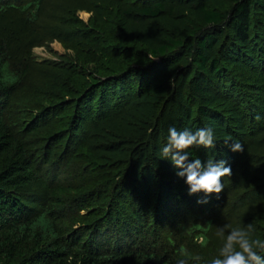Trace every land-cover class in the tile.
<instances>
[{
    "label": "trees",
    "instance_id": "obj_1",
    "mask_svg": "<svg viewBox=\"0 0 264 264\" xmlns=\"http://www.w3.org/2000/svg\"><path fill=\"white\" fill-rule=\"evenodd\" d=\"M68 1L59 0L56 21L67 29L63 43L75 50L74 64L36 63L32 48L48 36L16 49L0 33V264H177L182 251L199 257L188 264H210L219 255L213 234L225 225L220 208L228 195V206L235 201L253 224L252 238L264 236V204L247 202L251 178L233 173L222 178L233 192L190 195L181 169L160 157L167 140L156 137L154 124L163 114L161 89L170 88L193 117L216 119L245 158L260 159L251 147L264 132V0H187L193 15L185 0H108L118 20L112 26L103 20L106 0ZM45 2L0 0V14L16 10L34 33ZM83 9L97 16V30L77 16L74 22L73 11ZM134 17L163 18L176 30L159 39L142 26L135 31ZM178 64L183 68L168 72ZM237 90L243 101L230 94ZM242 128L249 132L240 138ZM119 138L141 139L154 153L151 163L162 167L140 156L132 162L133 153L115 147ZM223 140L213 161H227L233 172L242 153ZM188 151L190 160L213 157L210 148ZM39 183L45 197L34 207L22 191Z\"/></svg>",
    "mask_w": 264,
    "mask_h": 264
},
{
    "label": "rangeland",
    "instance_id": "obj_2",
    "mask_svg": "<svg viewBox=\"0 0 264 264\" xmlns=\"http://www.w3.org/2000/svg\"><path fill=\"white\" fill-rule=\"evenodd\" d=\"M53 1H55L56 5L53 4ZM66 2L69 3L68 0H66ZM110 4L111 3L108 0H106V4H103L105 8V15H104L103 20L107 24H109V26H112V23L113 22L118 23V20L115 19V13L113 12V9L110 6ZM193 5H194V2H187V0H185L182 6L183 7L186 6L187 8L186 11L189 12L190 15H193L195 13V11L193 10L194 8H192ZM43 6L44 8L42 10V16H41L40 21L38 22V25L33 26V28L35 29L37 28L36 32L34 33H31L32 28L26 23L24 17H22L21 14L17 12L16 10H10V12H7L5 14H0V33L1 35H4L6 38H8L9 41L11 42V46L16 49H18V47L23 46V44L31 46L33 40L42 41L44 38L48 36L49 39L47 38L45 39L44 45L35 46L32 48L33 56L36 60V63H42V62L49 61L52 64H57L59 66H68V65L76 63L77 60H76L75 50L71 48H66V46L63 43V41L65 40L64 32L65 31L67 32V29L65 30L62 29L61 26L56 21L58 18V12H59L58 10H60V7H61L59 0H46ZM73 16L75 18L74 22H77V19H76V16H77L79 20H82L83 22L82 25L85 28H91V29L95 28V24H93L91 21L92 19H95V22L97 21V16L94 13L83 9V10H78L76 12L73 11ZM144 22L145 21H142V20L139 21L137 17H134L133 20L132 19L129 20L130 26L133 27L135 31L142 26L148 35L154 34L159 39L162 38L163 36H168L170 33H173L176 30L175 22H168L166 19H163V18L153 20V21L151 20L145 23ZM72 28L78 30V28H75V27H72ZM210 28L211 27H207L206 29H210ZM257 28L258 27H256V29ZM95 29L97 30V27ZM157 31L159 33H157ZM230 37H228L227 40L225 41L224 45L226 47H224L223 51H225V48L231 46ZM77 41H78V44H80L79 42L80 40L75 39V42ZM220 41L222 43L224 42L223 37L221 38ZM218 50L219 49L215 47V52ZM173 68L170 69L168 72L169 73L178 72L180 69L183 68V64H178L174 66ZM41 69L42 70H39V71H43L44 73L47 72L46 68H41ZM238 82L240 84L243 83L241 80H238ZM175 86L177 85L175 84ZM175 86L172 87L171 85V88L173 91H176L177 89V87ZM161 90L165 91L163 98L164 97L166 98L165 101L160 99V103H158L159 106L162 107L163 114L161 116V119L157 120V122L154 123L155 128L157 130L156 137L159 138L161 142L163 139L167 140L168 134H169L168 129L170 127L174 126L177 128L178 131H183L185 129H188V130L195 132L197 129L201 127L200 122L203 123L206 128L210 127L213 129L216 139L223 140L225 137H227L226 132L221 133V130L225 126L217 124L216 119L206 118V117H202V118L193 117V115H191V111H189V108H191V105H189V103L186 102L185 98H182L181 95L176 96L174 92L170 93L169 92L171 90L170 88H165ZM242 91H244L243 93L245 94V89H243ZM243 93L237 90L234 92L232 91L230 94L234 95L236 98H240V100L243 101L245 98ZM219 100H220L219 103H221L222 100L221 99ZM228 105H230L228 106V110H231L234 108V105L233 106L231 104H228ZM225 106L226 105H223L221 107L225 110L224 108ZM184 111L186 113L187 111H189V113L186 114ZM230 112L227 114H230ZM237 115L238 114L236 113L235 116ZM245 129L244 128L239 129V134H241L239 136L240 138L245 136V133L249 132L247 131V129L246 130ZM126 140L127 141H121V138L114 140L115 147L117 148L121 147L124 153L126 154L133 153V158L131 159L132 162L135 160L137 156H140L141 162L145 164H151L153 166L155 165L157 166L156 169H159L162 167L161 164H160L161 166L158 164V161H155V162L153 161L151 163V160H152L151 156H153L154 153L152 152V150L148 149V147L146 146L144 142H141L142 141L141 139L136 138L133 140L131 139L128 140V138H126ZM255 140H256V146L254 148L251 147L253 150L251 151V154L253 156L254 155L259 156L260 159L256 162L255 160L252 161L249 158H245L244 157L245 153H242L241 156L238 157L239 159L237 160L238 161L237 170H234L232 173H235V174L239 172H240L239 174L242 173L241 175H243V177L245 178L244 181H246L247 178H251L250 180L246 181V184L249 186V190H248L249 196L247 198L248 201L247 200L246 201L252 205H256L258 202H261L263 206L264 204L263 203L264 202V132L262 133L261 136H259L258 138H255ZM104 148L106 150L107 149L110 150L111 152L109 154L111 156H114V158L118 157V151H116L115 149L111 150L110 147H104ZM210 153L211 155H213V157L211 156L213 160L214 154H215L213 149H211ZM50 174H51V171H48L47 175H50ZM119 174H121L120 171H119ZM233 177L234 176H232V178ZM223 178L227 179V178H230V176L229 177L225 176ZM224 184H225V187H224L225 189L223 190L224 194H226V191L230 193V192H233L234 189H236V187H232L229 183H228L229 186H227L226 183ZM25 191H29L30 194L26 195ZM22 193L24 194L25 202H29V204L34 207L38 206V203L42 202L45 197V189L43 187V184L41 183L29 186V188L24 189ZM236 194L237 193H233L232 197L235 198ZM230 196L231 195H228L227 198L221 203L220 210L221 212H223V217H221L219 222L223 221L224 224H231L233 227L246 228L247 225H249V223L247 222L245 215L239 213L237 209L238 206L236 209H234V205L236 204V202L230 201L232 206L231 208L228 206V203H229L228 200L231 199ZM243 205L245 206V201ZM262 206H258V207L261 208ZM243 211H245V209ZM244 219H245V223L243 222ZM258 225H261V224H256V226ZM217 232L218 230L215 231V233L213 234V237H216L218 241L217 245L221 248L223 241L216 235ZM225 235H227V232L225 233ZM259 236L261 237L260 239L264 241V236L262 234Z\"/></svg>",
    "mask_w": 264,
    "mask_h": 264
},
{
    "label": "clouds",
    "instance_id": "obj_3",
    "mask_svg": "<svg viewBox=\"0 0 264 264\" xmlns=\"http://www.w3.org/2000/svg\"><path fill=\"white\" fill-rule=\"evenodd\" d=\"M260 117L257 116V119ZM167 143L161 148L160 157L170 159L173 165L181 169L177 176L186 177L189 185V194L204 192L206 195L220 194L224 190L222 178L232 176L231 166H226L227 161H213L209 159L206 163L201 159L190 160L189 149L205 147L215 149L217 139L212 128H199L195 132L185 129L178 131L176 127L168 129ZM224 145L228 146L233 152H243L244 146L225 137ZM219 198V196H217ZM207 203V200L199 201ZM227 232V235L225 233ZM253 227L251 224L246 228L233 227L225 224L220 227L216 235L223 241L219 250L218 257L211 260L210 264H264V257L258 254L264 251V241L259 238H252ZM203 244V241H200ZM181 259L177 264H188L189 259L199 260V257H192L189 253L182 251Z\"/></svg>",
    "mask_w": 264,
    "mask_h": 264
}]
</instances>
